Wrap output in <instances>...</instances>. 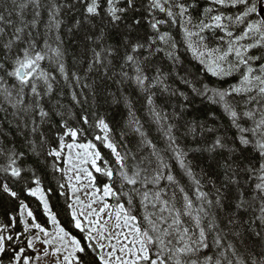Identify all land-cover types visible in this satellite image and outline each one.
<instances>
[{"label":"snow or ice","instance_id":"obj_1","mask_svg":"<svg viewBox=\"0 0 264 264\" xmlns=\"http://www.w3.org/2000/svg\"><path fill=\"white\" fill-rule=\"evenodd\" d=\"M0 264H264V0H0Z\"/></svg>","mask_w":264,"mask_h":264}]
</instances>
